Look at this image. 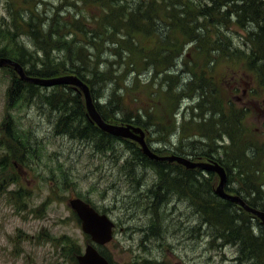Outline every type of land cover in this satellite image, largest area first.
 <instances>
[{"label": "rangeland", "instance_id": "374dc122", "mask_svg": "<svg viewBox=\"0 0 264 264\" xmlns=\"http://www.w3.org/2000/svg\"><path fill=\"white\" fill-rule=\"evenodd\" d=\"M214 1L0 0V50L19 49L13 39L33 54L25 68L40 69L45 48L58 75H87L109 115L116 83L100 75L117 76L112 123L138 116L157 154L224 164L227 191L264 211V44L237 13L246 0ZM17 78L0 69V264H79L92 240L74 198L116 223L113 241L96 246L111 264H264V224L225 206L215 173L189 182L172 164L162 181L131 140L76 135L90 122L72 87L10 97ZM227 215L231 230L211 222ZM237 232L253 236L246 247Z\"/></svg>", "mask_w": 264, "mask_h": 264}, {"label": "water", "instance_id": "95a60500", "mask_svg": "<svg viewBox=\"0 0 264 264\" xmlns=\"http://www.w3.org/2000/svg\"><path fill=\"white\" fill-rule=\"evenodd\" d=\"M5 67L12 68L22 81L42 88H51L55 86L73 87L84 96L87 117L93 124L97 125V127L106 134L136 142L141 147L143 154L148 158L159 162H175L185 166L187 169H199L217 174L219 177V184L215 188L214 193L221 199L242 207L246 212L259 218L262 224H264V211L249 206L239 195H234L226 191L228 174L226 169L219 162L192 161L177 155L159 156L148 146L146 142V133L142 128L133 124L117 125L104 121L96 108L90 87L77 75H63L51 78L33 77L29 76L24 67L18 62L10 58L1 57L0 69ZM70 205L81 220L82 230L91 236L94 243L105 245L111 242L115 224L106 214L99 213L82 199H73L70 201ZM78 261L79 264H110V262L92 245L86 248L85 254L78 256Z\"/></svg>", "mask_w": 264, "mask_h": 264}, {"label": "trees", "instance_id": "16d2710c", "mask_svg": "<svg viewBox=\"0 0 264 264\" xmlns=\"http://www.w3.org/2000/svg\"><path fill=\"white\" fill-rule=\"evenodd\" d=\"M257 1H259V5H258ZM212 2H215V1L212 0ZM261 4H262V2L260 0H246V2H244L243 7L241 8V12H237V13H238L239 17H242V16L247 17V16H249V15H247L248 13L251 15V17H250L251 18V21L255 22L256 23V26L258 28V34L256 33L255 34L256 37H254V38L257 39L260 43H263L264 44V13H263V8H262ZM216 5L218 6V4H216ZM211 10H212V7H211L210 10L207 7L204 8V9L203 8H200V11L206 13V14H204L205 16H207V14H208L207 12H210ZM38 44H41V43L38 42ZM16 45L19 46L20 48L19 49L16 48L15 52H13V50L11 48L10 49L8 48V51L6 49L0 50V58L1 57L10 58V59L18 62L19 64H21L25 68V66H27L29 63H31V59L33 58V54L30 53L28 50H26L24 48V46H22V45H20L18 43L14 44V40L11 39L10 47L16 46ZM42 49L45 51V55H46V57L42 60V68L37 69L34 65H30V67L28 69L25 68L26 73L29 76H33V77H43V78H51V77L62 76V75H58L59 72H60V70L54 66L53 61L51 60L49 54L46 52V49L45 48H42ZM257 51L258 52L257 53H254V55L258 57V53L260 52L258 50V48H257ZM262 59H264V57ZM261 68H264V65H262ZM8 69L13 70L10 67ZM72 71H73L72 74L79 76L87 84L89 82H91L89 80V78L87 77V75H85V74L84 75H81L80 74V71H77L75 69H73ZM100 76L101 77H107L108 76L109 80L111 79V81H113V82L116 83L115 84L116 85V88L112 91V93H111V95H110V97L108 99L107 106H106V108L108 109V111L111 112V115L106 114L104 112V108H105L104 106H102L100 104H96V107H97L99 113L101 114L102 118L106 122L112 123L111 122V119L112 120H115L116 119L115 118L116 115H117V112L116 111L117 110L122 111L121 108H117L118 105L121 104L120 97L118 96V91L120 89L117 88V83L119 82L120 78H118L117 76H111L110 77V72L102 73V75H100ZM37 87L38 86L33 85L31 83H26V82L22 81L19 78V76H18V78L13 82V84H12V86L10 88L9 95H10V97L11 96L12 97L14 96V97H18L19 98V97L22 96L23 93L25 94V92L28 89H34V90H36ZM66 87H68V86H66ZM91 92H92V96L94 98L92 88H91ZM54 102H55V100H54ZM65 102L66 101L64 99H60L59 100V106L61 107L62 105L65 104ZM133 119H134V122L132 121ZM138 119H140V117H138V116H130V115L127 114L126 116L124 115L122 117V119L120 120V122H123L125 124H134V125H137L139 123ZM66 122H67V119H63L62 120V123L63 124H66ZM89 122H90V124L87 125V129L85 131H82L81 132V130H79L77 132L76 130H74V132L76 133V135L78 137H81L83 135V133H85L86 135L87 134L99 135L102 139H106L109 143L112 142V141H114L116 139V137L111 136L109 134H106V133L102 132L91 121H89ZM113 124H116V123H113ZM96 128L99 129L100 133H97V129ZM85 137H87V136H85ZM134 144H136V143H134ZM137 146L139 148V151H140L141 155L144 156L143 157V160H149V161H151L152 164H155V165L159 166V168L164 171V172H162V181H164L165 180L164 177L166 176L165 173H166L167 169L170 168L172 166V164H176V163L159 162V161L151 160V159H149L147 156H145L143 154V152L140 149L139 145H137ZM160 156H167V155H161L160 154ZM193 161H199V159L198 160H193ZM176 165H178V164H176ZM222 166H224L226 168V170L228 172V176H230L227 167L224 164H222ZM200 171L201 170H199V169H194V170H187L186 169V175H188L190 177V181L189 182H191L192 180L196 179V176L195 175L198 174V173H200ZM182 181H184V179ZM184 182H186V181H184ZM245 201L249 204V202L247 200H245ZM223 203L226 204L225 206L235 205V204H232V203H230L228 201H225ZM213 204H210V205L212 206ZM249 205L251 207L255 208V205H253V204H249ZM221 208H222V210L220 212L221 213L220 215H225V210L223 209V206ZM226 217H224V218L221 219V217H218L217 216V217H214V219L211 222L213 224H218L221 229H222V225L225 226V228H224V230H225L228 227H227V224L224 223L223 219H227V220L231 221V223H229V224H231V225L233 224V217L231 215H227ZM228 230H231V228L229 227L227 229V231ZM238 232H239V228H238ZM238 232H237V234L235 236L238 237V238L243 239V241H244L243 246L246 247V245H248L247 239L252 240L253 239V236H251L248 233H246L247 234V238L244 239V237L241 236ZM255 241H257V240H255ZM257 245H258V249H261V250L264 251V240L263 239H260L258 241Z\"/></svg>", "mask_w": 264, "mask_h": 264}, {"label": "bare ground", "instance_id": "6f19581e", "mask_svg": "<svg viewBox=\"0 0 264 264\" xmlns=\"http://www.w3.org/2000/svg\"><path fill=\"white\" fill-rule=\"evenodd\" d=\"M211 6V5H210ZM204 9V8H203ZM216 9V8H215ZM215 11V10H214ZM208 13V12H207Z\"/></svg>", "mask_w": 264, "mask_h": 264}]
</instances>
